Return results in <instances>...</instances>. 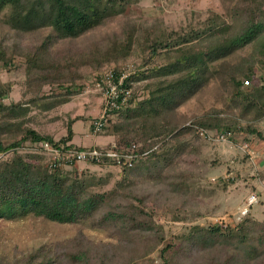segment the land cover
Returning <instances> with one entry per match:
<instances>
[{"label": "trees", "instance_id": "16d2710c", "mask_svg": "<svg viewBox=\"0 0 264 264\" xmlns=\"http://www.w3.org/2000/svg\"><path fill=\"white\" fill-rule=\"evenodd\" d=\"M140 0H0V23L13 31V36L50 29L44 41L33 48L10 46L0 42V65L13 67L20 61L26 76L28 93L33 97L26 103L4 106L0 103V220L20 221L29 217L57 224L89 222L97 228L109 229L117 245H92L79 233L74 239L76 249L63 248L60 255L37 251L22 264H132L160 249L162 264H264V221L243 220L235 226L195 227L174 248L165 244L162 226L146 205L148 200L168 198L180 193L184 184L172 177L169 163L178 156L180 147L170 143L196 128L216 132L242 131L264 142L263 134L254 122L264 118V85L250 84L256 76L254 61L264 66V0H231L228 20L212 15L203 27L177 32L150 25L143 31L130 27L122 39L109 40L90 51L93 69L105 63H123L135 45L146 46L148 57L125 81L134 87L132 106L119 112L110 127L117 145L140 144L139 157L133 167L121 166V178L112 188L104 190L109 177L80 175L69 166H53L42 153L27 158L17 150L48 144L66 149H85L72 143V125L58 140L27 126L29 106L39 105L43 111L68 103L60 91L74 94L75 78L79 74L74 59L64 64L51 55L56 41L76 40L111 19L127 17ZM246 49V57L231 67L233 72L223 78L225 61ZM96 54L97 57L93 55ZM159 56L164 64L150 65ZM249 59H253L248 62ZM83 63H85L83 61ZM145 68V69H144ZM102 69V68H101ZM229 69V71L231 70ZM227 90L226 104L231 102L241 116L250 115L251 124L244 128L226 122L220 113H204L188 126L177 120L178 109L192 100L216 79ZM249 81L247 87L244 81ZM148 81V84L139 86ZM68 83V84H67ZM66 85V86H65ZM53 87L51 96H41L45 87ZM146 94L138 98L137 92ZM5 91L0 88V99ZM109 127V128H110ZM107 131V130H106ZM161 142V145H159ZM171 145V146H170ZM104 160L97 166H113ZM95 165V164H93ZM144 184L164 185L149 194L136 192V178ZM177 177H182L177 175ZM264 177V176H262ZM174 248V249H173Z\"/></svg>", "mask_w": 264, "mask_h": 264}, {"label": "rangeland", "instance_id": "374dc122", "mask_svg": "<svg viewBox=\"0 0 264 264\" xmlns=\"http://www.w3.org/2000/svg\"><path fill=\"white\" fill-rule=\"evenodd\" d=\"M230 2L231 0H140L136 10L127 17L111 19L79 39L54 42L51 55L56 61L64 64L74 59V66L78 65L76 70L69 69L74 75H80L75 78L77 87L72 89L75 93L71 95L63 90L60 91V96L69 97V101L50 111H43L39 105H28L30 112L27 126L58 140L65 134L68 120L78 117L80 120L76 121L72 128L75 132L74 143L80 145L82 135L87 133L88 125L102 102L100 95L90 84L92 75L107 66L119 69L128 65L137 69L148 57L146 46L135 45L125 62L105 63L99 69H93L91 50L103 46L104 42L109 40L122 39L130 27L143 31V28L156 25L181 32L203 27L212 15L229 21L226 15ZM50 33V29H43L14 37L13 31L0 23V42L8 46L18 43L20 47L33 48L40 45ZM93 56L97 57L96 54ZM243 58H247L246 49L229 57L225 61L224 68L228 70H223L222 77L227 79L228 73L233 72L231 67L240 64ZM252 60L248 57V62ZM257 60L258 58H255L252 61L256 76L250 84L259 87L264 85V66ZM162 64H164V57L159 56L153 59L149 66L146 65V68ZM25 81L26 76L20 61L15 60L13 67L0 65V88L5 91L0 103L8 106L28 102L33 97V92L28 93ZM221 81V78L216 79L192 100L179 107L177 120L181 126H188L190 121H195L202 114L212 111L220 113L219 116L225 118L226 122L232 120L237 130L253 123L250 115L241 116L231 102L225 103L228 92L222 87ZM146 84L148 81L139 86ZM52 88L47 86L43 88V92L38 95L39 98L51 96L54 92L50 90ZM253 125L264 136V118L254 122ZM207 131L210 135L216 133L212 130ZM230 132L231 137L225 141L208 140L197 132H190L170 143L180 147L178 156L174 157L168 166L173 174L172 177L179 178V181L184 184L183 192L166 195L165 197L168 198H161L164 197L161 196L155 199L152 196L146 203L148 209L154 214L155 222L162 226L165 244L172 243L176 248L195 227L224 228L233 227L243 220L264 221V199H259L261 196L256 187L259 182H264L262 177L264 176V142L242 131ZM104 134H113L111 127ZM115 138L117 140L116 136ZM17 151L30 158L41 153L29 147H23ZM10 154L12 152L1 155L0 160L7 158ZM73 168L80 175L103 179L109 177L104 190L112 188L121 178V170L113 166H97L79 162L66 169ZM178 174L182 177H177ZM135 181L136 192L140 194H145V189L152 194L153 191L163 189L164 186L144 184V178L139 177ZM252 194L257 196V202L249 207L247 215L240 216L241 210L246 207L247 198ZM79 233L92 245L115 246L118 244L117 238L109 229L97 228L89 222L57 224L32 217L20 221L0 220V264H22L26 258L37 251H49L51 254L60 255L65 247L66 249L72 247L70 250L76 249L73 241ZM161 248H157L150 255L132 264H162L159 254Z\"/></svg>", "mask_w": 264, "mask_h": 264}, {"label": "built area", "instance_id": "2783aa9c", "mask_svg": "<svg viewBox=\"0 0 264 264\" xmlns=\"http://www.w3.org/2000/svg\"><path fill=\"white\" fill-rule=\"evenodd\" d=\"M135 71L131 66H123L117 68L107 66L102 70L94 73L90 79V84L94 91L100 95L101 106L100 110L90 121V131L93 135H102L106 130L114 124L119 116V112L132 106V98L134 95V85L131 83L126 86V79ZM249 81H244L243 86L247 87ZM145 95L144 91H138L137 96L141 98ZM196 132L203 138L208 140L215 139L216 141L227 140L231 137V132H216L215 135H210L207 130L196 128ZM140 144L132 143L129 146L117 145L114 141L110 145L100 147H85V149H66L63 147H53L48 144L38 145L34 150L41 152L46 162L57 166H69L74 162H84L95 165H100L103 161H114L115 167L121 170V166L133 167L134 163L146 155L138 154ZM2 156L0 155V158ZM257 202L255 194L247 198L246 207L240 212V216L247 215L249 207Z\"/></svg>", "mask_w": 264, "mask_h": 264}, {"label": "crops", "instance_id": "0c3cea01", "mask_svg": "<svg viewBox=\"0 0 264 264\" xmlns=\"http://www.w3.org/2000/svg\"><path fill=\"white\" fill-rule=\"evenodd\" d=\"M100 106H101V103H100L99 109L95 115H97V113L99 112ZM72 131L74 134L73 139H72V143L78 147H84L85 148V147L107 146V145H110L111 143H113L114 141H116V138L113 134H107V135L102 134V135H97V136L93 135L90 131V126L88 125L87 133L82 135V143L80 145H76L74 143L75 132H74L73 128H72ZM263 184H264V182H259V185H261V186H259V185L256 186L257 192L261 196V197H259V199H261V198L264 199V185Z\"/></svg>", "mask_w": 264, "mask_h": 264}]
</instances>
